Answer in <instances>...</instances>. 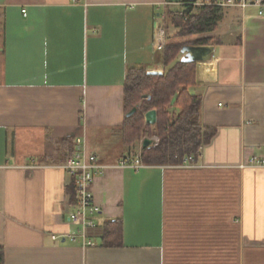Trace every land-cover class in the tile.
<instances>
[{
    "label": "crops",
    "instance_id": "1",
    "mask_svg": "<svg viewBox=\"0 0 264 264\" xmlns=\"http://www.w3.org/2000/svg\"><path fill=\"white\" fill-rule=\"evenodd\" d=\"M187 2L193 15L206 6L0 0L4 264H264V166L247 165L264 156V7H218L214 31L188 36L214 46L210 60L195 62L187 89L200 97L201 123L213 129L195 163L118 166L142 148L122 140L127 70L166 71L163 48L179 30L166 12ZM161 15L163 44L154 38ZM168 108L176 110L174 100ZM78 135L106 166L92 185L98 213L85 239L68 222L74 179L59 166L73 149L65 157L56 150ZM111 220L121 222L117 247L101 244Z\"/></svg>",
    "mask_w": 264,
    "mask_h": 264
},
{
    "label": "trees",
    "instance_id": "2",
    "mask_svg": "<svg viewBox=\"0 0 264 264\" xmlns=\"http://www.w3.org/2000/svg\"><path fill=\"white\" fill-rule=\"evenodd\" d=\"M183 10H168V19L178 32L169 38L163 48V74H150L143 67L127 70L123 84V107L125 114L140 104L136 112L124 118L122 140L125 145L136 141L144 125V113L155 109L157 112L156 146L141 148V157L145 165H179L189 155L198 158L200 148L213 135V129L200 121V97L188 93V87L195 81V62L178 60L180 48L184 44L206 45L209 38H197L192 41H179V38L205 34L214 31L220 19L219 8L203 6L197 15L191 13V3L187 2ZM149 96V98H146ZM145 97V98H143ZM176 108L172 116L167 112L171 101ZM74 149V140L63 138L56 150L65 157ZM76 196V195H75ZM122 227L119 220H111L103 225L101 244L105 247L121 245ZM0 264H4V249L0 246Z\"/></svg>",
    "mask_w": 264,
    "mask_h": 264
},
{
    "label": "built area",
    "instance_id": "3",
    "mask_svg": "<svg viewBox=\"0 0 264 264\" xmlns=\"http://www.w3.org/2000/svg\"><path fill=\"white\" fill-rule=\"evenodd\" d=\"M201 5H212L216 7H238L241 9L247 6H256L259 9L264 7V0H202L197 3ZM25 14V10H22ZM259 13H262L261 10ZM160 20L154 21V38L158 43L165 42V26L162 21L164 15H161ZM143 137L140 140L141 146ZM147 138L151 139L150 146H156L159 143L157 133L152 132ZM73 151L63 159L59 166L74 179L76 207L75 210L69 215L68 222L78 226L77 234L81 235L84 239L88 236V230L95 227L93 216L98 213V208L94 204L92 185L95 178L102 174L106 168L98 162L96 155L90 154L86 151L85 141L83 136L78 135L74 137ZM195 163V158L192 155L185 157L180 166H191ZM145 164L142 161L141 151L137 155H125L119 160L118 166L120 167H133L140 168ZM249 166L263 167L264 156L251 157L248 161ZM72 239L75 238L73 234ZM88 245H93L92 241L87 240Z\"/></svg>",
    "mask_w": 264,
    "mask_h": 264
},
{
    "label": "water",
    "instance_id": "4",
    "mask_svg": "<svg viewBox=\"0 0 264 264\" xmlns=\"http://www.w3.org/2000/svg\"><path fill=\"white\" fill-rule=\"evenodd\" d=\"M213 51H214V46L209 45V44L208 45L184 44L180 48V54H182L180 61L187 62V63L206 62V61L211 59ZM150 73L154 74L155 72H150ZM146 98H149V96H147ZM139 105L140 104L131 108L125 114L126 117L133 115L136 112V110L138 109ZM144 122H145V124H148V125H155L157 123V112L155 109H151V110L144 113ZM150 144H151V139H149L147 137L143 139L142 147L150 146Z\"/></svg>",
    "mask_w": 264,
    "mask_h": 264
},
{
    "label": "rangeland",
    "instance_id": "5",
    "mask_svg": "<svg viewBox=\"0 0 264 264\" xmlns=\"http://www.w3.org/2000/svg\"><path fill=\"white\" fill-rule=\"evenodd\" d=\"M247 7H249V6H247ZM203 36V35H202ZM204 37V36H203ZM202 37V38H203ZM187 38V40L189 41V39L192 41V37H188V36H186V37H181V38H179V41H182V42H184V41H186L185 39ZM212 39V38H211ZM145 98V97H144ZM175 107V106H174ZM174 111H175V109L173 108V110H169V108L167 109V112L172 116V114H174ZM144 124H145V122H144ZM156 132L157 133V127H156V124L155 125H148V128H146L145 130H142V132H141V135H140V137L136 140V141H134L133 143H136V145H137V147L139 146V148L141 147V143H140V140H141V138H143V137H148L152 132Z\"/></svg>",
    "mask_w": 264,
    "mask_h": 264
}]
</instances>
